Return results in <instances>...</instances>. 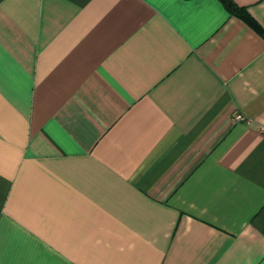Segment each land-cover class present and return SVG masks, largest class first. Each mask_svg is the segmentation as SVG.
I'll return each mask as SVG.
<instances>
[{"label":"crops","instance_id":"obj_1","mask_svg":"<svg viewBox=\"0 0 264 264\" xmlns=\"http://www.w3.org/2000/svg\"><path fill=\"white\" fill-rule=\"evenodd\" d=\"M229 1L0 0V264H264V0Z\"/></svg>","mask_w":264,"mask_h":264},{"label":"trees","instance_id":"obj_2","mask_svg":"<svg viewBox=\"0 0 264 264\" xmlns=\"http://www.w3.org/2000/svg\"><path fill=\"white\" fill-rule=\"evenodd\" d=\"M223 2L225 3L226 7L231 10V11H236L237 10V7L229 0H223ZM242 17H244V19L246 20V22H248L249 24H252L253 25V22L252 20L248 17L247 14H244V13H241L240 14Z\"/></svg>","mask_w":264,"mask_h":264},{"label":"built area","instance_id":"obj_3","mask_svg":"<svg viewBox=\"0 0 264 264\" xmlns=\"http://www.w3.org/2000/svg\"><path fill=\"white\" fill-rule=\"evenodd\" d=\"M234 119H236V120H247L243 115H241V114H236L235 116H234Z\"/></svg>","mask_w":264,"mask_h":264}]
</instances>
